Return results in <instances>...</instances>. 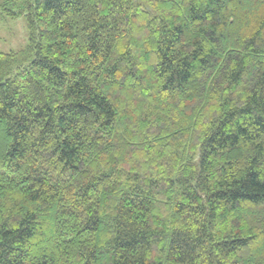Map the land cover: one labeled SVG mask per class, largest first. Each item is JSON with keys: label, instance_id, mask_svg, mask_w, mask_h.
<instances>
[{"label": "trees", "instance_id": "16d2710c", "mask_svg": "<svg viewBox=\"0 0 264 264\" xmlns=\"http://www.w3.org/2000/svg\"><path fill=\"white\" fill-rule=\"evenodd\" d=\"M0 14V264H264V0Z\"/></svg>", "mask_w": 264, "mask_h": 264}, {"label": "rangeland", "instance_id": "374dc122", "mask_svg": "<svg viewBox=\"0 0 264 264\" xmlns=\"http://www.w3.org/2000/svg\"><path fill=\"white\" fill-rule=\"evenodd\" d=\"M26 16L0 14V51H18L28 43Z\"/></svg>", "mask_w": 264, "mask_h": 264}]
</instances>
